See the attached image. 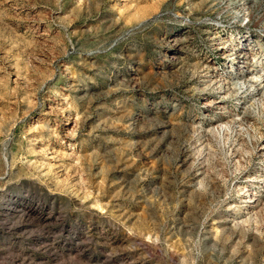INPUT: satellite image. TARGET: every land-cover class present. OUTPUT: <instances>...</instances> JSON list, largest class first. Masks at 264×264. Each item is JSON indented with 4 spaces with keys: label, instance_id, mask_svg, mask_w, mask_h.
<instances>
[{
    "label": "rangeland",
    "instance_id": "rangeland-1",
    "mask_svg": "<svg viewBox=\"0 0 264 264\" xmlns=\"http://www.w3.org/2000/svg\"><path fill=\"white\" fill-rule=\"evenodd\" d=\"M0 264H264V0H0Z\"/></svg>",
    "mask_w": 264,
    "mask_h": 264
}]
</instances>
